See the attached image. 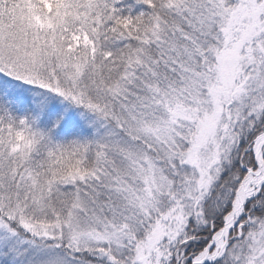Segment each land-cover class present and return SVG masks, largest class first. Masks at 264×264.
Segmentation results:
<instances>
[{
  "label": "snow or ice",
  "instance_id": "snow-or-ice-1",
  "mask_svg": "<svg viewBox=\"0 0 264 264\" xmlns=\"http://www.w3.org/2000/svg\"><path fill=\"white\" fill-rule=\"evenodd\" d=\"M0 264H264V0H0Z\"/></svg>",
  "mask_w": 264,
  "mask_h": 264
}]
</instances>
